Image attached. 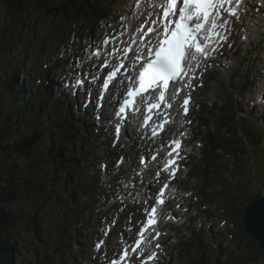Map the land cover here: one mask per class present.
I'll list each match as a JSON object with an SVG mask.
<instances>
[{"label": "rangeland", "instance_id": "1", "mask_svg": "<svg viewBox=\"0 0 264 264\" xmlns=\"http://www.w3.org/2000/svg\"><path fill=\"white\" fill-rule=\"evenodd\" d=\"M254 6H256V2L254 5L252 0H248L246 3L248 11L241 14L240 22H233V25H247L244 33L249 34V42L233 45L239 35L232 31L229 35L230 44L227 45V47L232 46L231 50H227L223 56L221 52L218 53L216 62L212 59L208 61L210 65H207L208 69L204 75V87L198 89L194 94V107L190 117L180 123L181 126H185L189 130L182 129L173 132L172 128L164 137L154 141L157 147L150 143L144 151H141L145 147L142 145L146 141L139 142L133 137L136 142L130 139L127 144L125 143V138L133 136L131 129L129 135L126 133L127 136L121 143L114 146L112 131L110 132L107 123L108 119L104 118L101 122L96 123L95 115H92L93 112L83 108L85 100L82 94L83 88L76 92L77 100L75 102L73 92H68L66 86L68 87V84L72 86L79 78H84L86 81V76L98 75L100 73L99 63L111 62L114 66L118 62L124 46L135 41L140 43L138 39L140 33L136 31V28L145 25L148 18H154V16H149V13L154 11L152 1L147 0L144 3L142 0H117L111 7L112 14L109 19L111 23L98 24L99 26H95L83 36L82 41H79L77 37L74 38L73 32L69 38L66 31L71 24L61 25L62 27L60 26L58 31L50 29L52 22H57L58 18L55 17L41 31V35H46L47 39H34L39 42L38 46L40 45L41 50L33 55L28 52V41L19 35L23 26V16L13 11L8 14L3 1L0 0V70L4 69L6 79L16 78L19 85L18 90L25 91L30 95L40 92L46 81L57 84L53 91L54 96L64 102V106L70 113L82 118L86 115L85 121L76 126V131L72 136L65 139L66 141L73 138L80 132L83 139L86 140L84 148H91L88 153V155L90 154L89 158L87 156V160L84 159L80 162L74 172L79 176L80 186L76 184L75 189L78 190L76 198L79 195L81 202L74 198L76 204H72V207L75 208L72 209L68 206V215L65 216L61 213L62 208H43L40 204L33 206V209H37L39 217L42 218L43 225H46L52 232L49 245L57 248L56 264H61L62 261L65 264H103L111 257H117L122 249L131 244L138 228L147 218L146 210L154 204L157 189L165 182V179L158 180L157 174H141L140 172L145 167L140 166L139 158L144 154L149 157L152 153L160 151L162 149L161 141L167 142L170 139L182 137L186 144L188 158L192 147L194 150L189 168L181 170L178 185L174 181L170 182V187L173 184L174 186L171 187V192L168 191V195L173 200L167 206L174 208L178 215L175 220L172 219V222H184V224L181 227H174L175 225L168 224V216L165 217V215H163L162 221L159 219L160 228L170 231V233L165 232L166 235L161 240V244L170 249V257L168 254L162 257L163 264H264V252L259 251L256 243L242 232L239 214L240 198L243 201H248L258 197L264 190V106L260 102V96L264 95V83L263 92L259 91L260 80L264 79V53L255 60L249 83L240 99L237 98V106L245 119L238 121V125L234 123V127L222 129L224 149L219 148L208 159L203 157L205 152L202 151V141L206 135L205 129L209 125L207 118L209 111L204 110L205 105L221 98L222 102H228V107L224 109V113H226V109L231 107L232 98L223 94L229 93L235 98L231 90L233 85L229 86V83L231 72L240 67L238 54L241 51L243 56L250 53L254 57L256 52L253 48H249V44L251 43L253 47L256 46V41L263 32L264 24L259 22V19H255L253 22H259V25L256 26L249 23V20L257 17L258 13H264V6L259 7L258 13L257 10H253ZM94 22L90 19L88 25L92 26ZM5 23H9L8 26ZM72 25V30L82 26L81 23ZM237 28L236 26L235 29ZM106 37L109 38V42L104 44L103 41ZM9 41L10 43H8ZM105 49L108 50V55L102 54ZM99 53L100 55H97ZM110 53L113 54L110 55ZM93 56L97 57L93 58ZM55 58L59 60L60 68L57 70L52 66ZM17 64H20L23 71H17ZM95 71L97 72L95 73ZM212 79H216L217 83ZM95 82L98 85L99 80L88 81L86 88L89 87V83L94 85ZM95 88L92 86L90 91L88 90L90 95L95 91ZM107 98L108 95L106 100ZM10 100V97L4 96V101ZM19 101L24 107L25 100L20 99ZM76 104H78V109H76ZM21 105L19 104V106ZM196 105L200 106V109L196 108ZM28 108L29 106H26L25 111ZM74 110H78L77 113ZM224 121L228 122L229 119ZM83 124L86 126L87 133L82 130ZM102 124L105 125L101 129L99 126ZM212 124L214 128L217 127L215 120ZM240 127L243 128L244 136L241 134ZM235 145L237 150L245 149L246 153L236 158L232 157L231 152ZM0 154L2 153L0 152ZM122 155L131 160L127 161L126 158L121 160L119 157ZM11 159L19 165V173L28 174L27 168L30 166L28 159L25 157ZM5 162L4 166L10 161L6 160ZM204 163H208L209 182L205 181L206 172L204 169L206 167H204ZM150 167L155 168V162L150 163ZM126 180L130 184H134L130 190H126L124 185ZM132 180H136V183H133ZM81 188L82 192H80ZM206 188H208L207 192ZM188 191H192L193 194L187 196ZM136 194L140 195L138 201L126 198L128 195L135 196ZM116 197L118 199H115ZM170 198L168 199L170 200ZM47 209L59 212L56 214L58 216L52 220L51 213ZM186 209L188 212L183 219L179 220L182 215L180 211ZM107 223L114 229L106 241L105 249L102 248L99 252L95 251L94 242L98 239L103 225H107ZM64 228L67 230L63 231ZM74 233L78 234L79 245L68 241L69 236ZM22 234L24 233L20 232L19 237H22ZM24 235L26 240L23 242L25 246L23 251L27 253L28 250L27 256L32 258L34 254L31 253L32 249L34 248L35 253L37 252L36 245L31 243L32 239L29 235ZM152 236L154 233L150 232L149 240H152ZM57 240L58 243L55 247ZM72 245H76V247L71 248ZM72 251L75 252L72 253ZM35 260L37 264L44 263L41 256Z\"/></svg>", "mask_w": 264, "mask_h": 264}, {"label": "trees", "instance_id": "2", "mask_svg": "<svg viewBox=\"0 0 264 264\" xmlns=\"http://www.w3.org/2000/svg\"><path fill=\"white\" fill-rule=\"evenodd\" d=\"M2 1L8 14L13 11L23 16L19 35L28 41V52L33 55L41 50L39 42L34 39H47L46 35H41V31L55 17L58 18L57 22H52L50 29L57 31L63 25L73 26L72 24L81 23V27L72 30L70 26L66 31L69 38L73 32V37H77L79 41H82L83 36L92 28L110 19V9L101 0ZM90 19L95 21L92 26L88 25ZM9 23L5 24L8 26ZM42 47L44 48L43 45ZM17 67V71H23L20 64H17ZM54 67L59 68L58 62ZM17 83L14 77L7 80L4 69L0 70V264H37L35 259L38 256L43 258L45 264H55L54 257H58L57 248L49 245L52 232L43 225L42 218L33 206L40 204L43 208H62L61 213L67 215L68 206L76 204L75 184L78 182L77 175L74 174L75 169L87 158L89 150L83 149L81 142L84 139L79 134L65 141L66 137L72 136L76 131L75 120L66 115L56 124V110L59 108L56 103H50L52 94L49 86L44 90L42 88L41 94L30 95L18 90ZM234 85L235 92L241 94L245 86L244 81L240 78L237 82L235 79ZM4 96L10 97L11 100L4 101ZM20 99L25 100L24 107ZM221 104H216L219 115L211 114V118L219 126L216 129L208 126L206 129L203 141L206 157L223 146L222 128L232 126L237 116V109L234 107L227 108L226 113H220L226 103ZM26 106L29 108L25 111ZM225 117L229 118L228 122H224ZM240 131L244 136L242 127ZM236 149L232 153L234 157L245 154V149ZM19 157H25L29 161L27 175L19 173V165L11 159ZM6 160L10 162L4 166ZM205 172V180L208 182L210 178L209 175L207 177V170ZM49 212L52 220L59 213ZM66 230L67 228L63 229ZM20 232L29 235L31 243L36 245L37 252L32 249L31 253L35 254L32 258L27 256L28 250L27 253L23 251L26 238L24 234L19 237ZM72 236L73 234L68 239ZM57 243L58 240L55 241V247Z\"/></svg>", "mask_w": 264, "mask_h": 264}, {"label": "snow or ice", "instance_id": "3", "mask_svg": "<svg viewBox=\"0 0 264 264\" xmlns=\"http://www.w3.org/2000/svg\"><path fill=\"white\" fill-rule=\"evenodd\" d=\"M246 3L247 0H152L154 11L150 12L149 16H154L155 19L145 21L146 24L151 25L147 30L144 29V25L136 28V31L140 33L138 39L142 45L133 51V63L134 66H138L137 74L127 77L129 87L125 95L128 99L123 101V105L116 113L117 116L124 114L129 107H134L137 98L140 102H145V93H151L158 101L157 103L147 101L149 111L159 108L166 99L169 100L168 106H171V101L176 100L183 93L180 85L190 88L191 83L186 78L195 72L202 62H206L211 57L212 51L216 50L212 48V44L217 40L228 39L227 34L232 32L233 22H240L241 13L248 11ZM260 3L264 6V0H260ZM108 42L109 38L106 37L103 43ZM124 55L127 56V52ZM120 67L123 68L125 65L121 64ZM118 71L119 69H116L109 73V78L104 84L106 89L109 81L115 78ZM77 83L79 84L80 81ZM189 100V96H184L181 105L185 115L188 113ZM148 119L150 117L145 120V124ZM119 131L117 127V133ZM173 143L176 149L180 147L178 140ZM169 155L171 156V153ZM174 163V158L169 160L165 169ZM175 171V168L171 169L173 178ZM159 175L160 172L157 173V176ZM167 187L168 184L165 183L160 188L156 205L165 203L162 197ZM156 223L157 207L154 205L150 211H147V220L137 233L138 239L135 241V246L130 249L124 248L109 264H121V262L129 264L131 259L129 251L137 253L140 264L154 261L155 251L150 252L144 259L141 257L145 251L142 246L151 243L149 233L155 231L153 226ZM159 235V232H155L152 240L157 239ZM102 243L103 241L98 242L96 248L99 249ZM155 247L159 248L160 245L157 243Z\"/></svg>", "mask_w": 264, "mask_h": 264}, {"label": "bare ground", "instance_id": "4", "mask_svg": "<svg viewBox=\"0 0 264 264\" xmlns=\"http://www.w3.org/2000/svg\"><path fill=\"white\" fill-rule=\"evenodd\" d=\"M152 19H155V17L153 18V17H151ZM149 20H150V18H148ZM148 28V24H145V27H144V29L146 30ZM253 30V29H252ZM151 35V34H150ZM140 46H142L141 45V43H139V42H137ZM222 43H223V41H218V42H215V43H213L212 44V48H215L216 50L215 51H213V52H215V53H217L218 52V50L220 49V47H221V45H222ZM122 54H124V52H122ZM123 61L124 60H122L121 61V63H123ZM129 63L130 64H132L133 63V57H131L130 58V60H129ZM134 64V63H133ZM41 67V66H40ZM51 71V70H50ZM196 71V70H195ZM53 74V73H52ZM44 75V74H43ZM95 75H97V74H95ZM95 75H92V76H95ZM128 75V73H125V75L123 76H120L119 74H117L116 76H115V78L114 79H112V80H110L109 81V84H108V87H107V89L104 87V91H105V101H107L106 100V96L108 95L109 96V94H112V90H113V92H114V94L112 95V99L113 100H115L116 99V96L118 95V92H119V90H120V88H121V86L123 85V81H124V79H125V76H127ZM190 75H192V73L190 74ZM189 75V76H190ZM99 76V79H100V74L98 75ZM189 76H188V81L191 83V81L189 80L190 78H189ZM46 77V76H45ZM49 77V76H48ZM98 79V80H99ZM45 80V79H44ZM47 80V79H46ZM92 80H94V78H92ZM43 84V83H42ZM42 86V85H41ZM117 86V87H116ZM180 87H182L183 88V90H185V89H189V87H184V85L183 84H181L180 85ZM95 93V91H93L92 92V96H93V94ZM179 97H177V99H178ZM177 99L176 100H174V101H171V105H175L176 103H177ZM168 102H169V100H168ZM141 104H143V103H141ZM140 104V105H141ZM99 105H101V102H99ZM99 107V106H98ZM99 109V108H98ZM96 110H97V108H96ZM139 115V113H136V116H138ZM125 119H127V118H125ZM110 121L111 122H113V119H112V117L110 118ZM111 125L113 124V123H110ZM133 124V125H132ZM130 125H132L133 127V133H135V128H136V126H137V129H138V120L137 119H134L133 121H132V123L130 124ZM122 131H123V129H120V131H119V133H117V137L118 138H121L122 137ZM81 137H82V135H81ZM130 139H133L134 140V142H136V140L133 138V136H128L127 138H125L124 140H125V143H128V141L130 140ZM149 144L150 143H144V145H142L144 148L141 150V151H144L145 149H146V147L147 146H149ZM153 145H155L156 147H157V145H156V143H154ZM159 157L160 158H162L163 157V155L162 154H159ZM169 159H167V161H169V160H171V159H177V152H174V153H171V156L169 155ZM148 159V158H147ZM145 165H142V167H144ZM129 179V178H128ZM207 180V179H206ZM205 180V181H206ZM133 181V183H136V180H132ZM124 185L126 186V190H130L132 187H134V184H130V182L128 181V180H126V181H124ZM113 186V185H112ZM160 187H162V186H160ZM210 188V187H209ZM150 194H152V193H150ZM167 195H168V190H166V192L164 193V195H163V197H166L167 199H168V197H167ZM126 198H129V199H134L135 201H138L139 199H140V195H138V194H136L135 196H132V195H128V196H126ZM169 210H171V213L170 214H168V211ZM159 214H161V215H165V217H167L168 216V223L169 224H173V223H175V222H172V219L174 220L175 218H177L178 217V215H176V211L174 210V208H172V207H168V206H164V207H159ZM184 218V216H181V218L179 219V220H181V219H183ZM76 224V223H75ZM176 225H179V226H181V225H183L184 224V222H176L175 223ZM78 227V226H77ZM155 228H157V227H155ZM78 229H80V228H78ZM80 232H81V230H80ZM162 235H166V233H164V231H161L160 232ZM80 235V234H79ZM77 245H79V244H77ZM228 263V262H227Z\"/></svg>", "mask_w": 264, "mask_h": 264}, {"label": "water", "instance_id": "5", "mask_svg": "<svg viewBox=\"0 0 264 264\" xmlns=\"http://www.w3.org/2000/svg\"><path fill=\"white\" fill-rule=\"evenodd\" d=\"M242 228L264 251V197L251 200L242 209Z\"/></svg>", "mask_w": 264, "mask_h": 264}, {"label": "clouds", "instance_id": "6", "mask_svg": "<svg viewBox=\"0 0 264 264\" xmlns=\"http://www.w3.org/2000/svg\"><path fill=\"white\" fill-rule=\"evenodd\" d=\"M240 201L242 202V204H241V209H240L239 214H240V216H241V221H240V222H242V219L244 218L243 215H242V209H243V208L246 206V204H247L248 202H250V201H243L242 199H240Z\"/></svg>", "mask_w": 264, "mask_h": 264}]
</instances>
